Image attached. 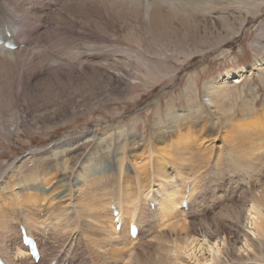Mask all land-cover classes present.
<instances>
[{"label":"bare ground","instance_id":"bare-ground-1","mask_svg":"<svg viewBox=\"0 0 264 264\" xmlns=\"http://www.w3.org/2000/svg\"><path fill=\"white\" fill-rule=\"evenodd\" d=\"M244 1L250 7H244L241 2V7H237L239 16L234 18H231L234 13H225L227 7L221 0H103L100 3L125 9L132 19H140L152 27L159 39L168 44L162 47V53L166 49L171 55L178 53L190 58L207 51L224 54L227 42L245 31L249 15H255L254 8L262 0ZM36 2L0 0V35H11L18 45H30L38 28L29 23L31 7ZM21 14L28 18V23L20 21ZM256 43L259 48L264 47V41ZM24 49H0V79L13 76L7 74L8 69L17 64ZM63 54L55 60L49 57V64L64 63ZM73 54L67 52L66 56ZM30 58L22 61L26 69L34 64L35 58ZM72 61L83 63L78 57ZM114 75L120 82L129 77L127 69ZM16 76L21 82L29 81L22 72ZM254 76L264 86V59L250 66L233 67L222 78L209 82L203 89V100L197 81H191L190 93H196L198 103L176 109L180 114L171 113L165 118L157 112L154 120L147 118V123L144 122L147 137L137 132L135 124L116 126L114 122L105 133L84 131L78 137L35 150L27 158L10 164L3 173L5 180H0V198L3 195L1 201H5L0 204V253L4 259L8 264H35L21 244L19 226L23 225L39 242L46 264L57 259L68 242L66 254L72 253L70 256L79 258L80 264H234L242 261L245 253L254 264H264L258 259L264 257V104H257L261 93L255 90L257 86L248 87ZM101 93L90 94L92 98H86L89 102L84 99L83 105L71 108L70 112L61 107L16 114V128L26 126L29 121L31 127L49 129L56 122L61 123L68 113L89 111L88 104L108 100L107 94L101 96ZM190 93L187 95L191 98ZM4 94L0 86V107ZM195 127L202 130L193 132ZM0 129L11 130L1 125ZM221 129H225L224 134L217 132ZM223 137L229 139V145L219 144ZM224 157L243 160L238 164L242 171L240 181L251 188L250 194L243 195L240 206L233 209L232 204L224 214H217L214 222L201 221L203 226L196 228L193 211L196 210L201 220L203 208L202 201L194 199L200 173L195 161L213 159L218 167ZM28 165L32 166L26 171ZM184 202L187 209L182 207ZM151 203L155 204L154 210ZM113 205L119 209V231ZM131 224L140 228L136 239L129 236ZM228 226L236 236L231 237L225 231ZM144 227L153 231L150 237L154 241V253L135 252L137 245H143L138 241ZM46 232L50 233L46 239L53 236V243L46 244L57 246H52L53 254L48 256L42 246ZM240 234L241 245L237 244ZM12 235L19 238L14 240L16 253L11 259L6 243ZM74 241H79L85 250L78 248L71 252Z\"/></svg>","mask_w":264,"mask_h":264},{"label":"rangeland","instance_id":"rangeland-1","mask_svg":"<svg viewBox=\"0 0 264 264\" xmlns=\"http://www.w3.org/2000/svg\"><path fill=\"white\" fill-rule=\"evenodd\" d=\"M47 1L48 3L37 0L38 4L36 2L31 7L32 22L29 23L38 28L35 29L36 35L31 39L30 45L26 46V44V48L24 47L30 49L29 52L24 53L25 49L23 48L24 50L21 51L23 55L15 64L16 66L12 65L11 69H8L7 74L12 73L13 76H5L0 79V86L5 93V99H2L0 107V125L11 129L10 132H4L0 129V180L2 181L5 180L3 173L13 162L27 158L29 153L35 150H44L67 139L78 137L84 131L102 134L114 122H116V126H123L128 123L130 125L135 124V128L139 130L137 132L142 137H147L144 130V122L147 123V118L151 119L150 121L154 120L157 118V112L163 114L165 118L171 113L180 114L176 112V109L198 103L196 93H190L189 84L191 81H197L199 93L203 100V89L209 82L222 78L223 74L233 67L250 66L256 61L264 59V47L261 49L256 43L264 41V0L254 8L255 15H249V22L246 24L245 31H242L237 38L227 42L224 54L207 51L206 54H197L190 58L178 53L171 55L172 52L166 49L164 50L165 54L162 53V47L166 48L168 44L159 39L152 27L140 19H132L125 9L105 7L100 3L103 0ZM221 1L227 7V10H224L225 13L227 12L229 15L234 13L231 18L239 16L237 7H241V2L244 7L249 6L244 0H226L227 3L225 0ZM20 21L28 23L29 20L24 14H21ZM36 47L37 49H35ZM188 47L193 49V47ZM154 49L156 52L158 50L161 52L156 53ZM67 52L71 54L74 52L73 57L80 58L83 63H73V57L66 56ZM62 54L65 56L63 58L65 60H61L64 63L49 64L50 58L59 59ZM30 56L32 59L34 57L33 60L35 61L33 66L31 65L29 69H26L25 65H22V61L31 59ZM109 66L110 68H108ZM110 69L116 73L109 72ZM126 69L129 77L125 82L117 81L116 75L113 77V74H118L119 71ZM149 69L154 71L151 72ZM21 72L26 75L29 81L21 82L16 76L20 75ZM248 87H256L255 90H260L257 104L263 105L264 86L260 80L254 76ZM249 88H246L245 91H249ZM100 92H102L101 96L107 94L108 100L100 103L94 101L88 104L87 106L91 108L89 111L82 109L81 113H68L69 115L67 114L61 123L60 121L56 122V125L49 129L31 127L29 121L26 126H22L20 129L16 128V116L18 114H28L32 110H55V108L61 107L70 112L71 108L77 109L76 107L83 105L84 99L89 100L90 94H100ZM188 93H190L191 98L188 97ZM246 94L250 95L247 91ZM87 99L86 101L89 102ZM239 103L241 104V102ZM8 104L13 106H8ZM201 130V127H195L193 132H200ZM217 132L224 134L225 129ZM228 141V138L223 137L219 144L229 145ZM195 162L200 173L197 176L198 186L194 199L202 201L203 204L199 202L203 208V215L200 220V216L194 210L193 221L196 224L195 227H202L201 221L206 224L214 222L215 219L213 218L219 213L224 214L228 206L234 204L233 209L240 206L243 195L251 188L249 189L242 182L243 180L240 181L242 171L238 168V164L242 163L243 160H231L224 157L218 167L215 166L213 159ZM31 166L28 165L25 170H29ZM1 199H3V195H1L0 204L3 201ZM7 202H9L8 199ZM197 206L195 204L194 209ZM20 222L21 220L18 223ZM225 231L231 237L237 235L236 232L230 230V226L225 228ZM152 232L149 228L143 229V235L141 234L140 239L143 245H137L135 252L154 253V241L150 237ZM47 234L50 233H46V237ZM51 236L49 239H44L42 243L43 248L48 251L47 256L53 254L52 246H56L46 244V242L53 243V236ZM240 236L241 234L237 244L241 241ZM14 237L15 239H13ZM18 238V235H12L11 242L6 243L8 246L7 253L11 259L15 258L14 240ZM65 248L60 253V255L64 254L63 259L65 261L69 259L71 264H80L79 258H72L70 252L66 254L69 250L67 248V251ZM78 248L85 250L79 241H74L71 252L77 251ZM129 256L131 253L128 254ZM244 256L242 261H237L234 264H254L252 260L246 257V253ZM258 259L264 262V257Z\"/></svg>","mask_w":264,"mask_h":264}]
</instances>
